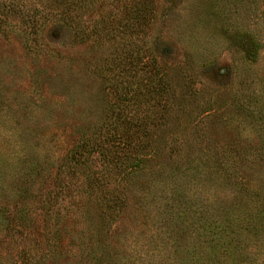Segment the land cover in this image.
<instances>
[{"label": "rangeland", "instance_id": "obj_1", "mask_svg": "<svg viewBox=\"0 0 264 264\" xmlns=\"http://www.w3.org/2000/svg\"><path fill=\"white\" fill-rule=\"evenodd\" d=\"M0 264H264V0H0Z\"/></svg>", "mask_w": 264, "mask_h": 264}]
</instances>
